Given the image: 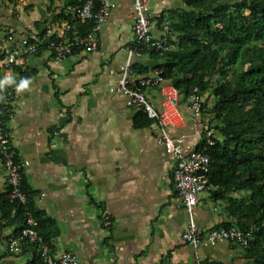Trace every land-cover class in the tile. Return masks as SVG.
Segmentation results:
<instances>
[{"label":"crops","instance_id":"obj_1","mask_svg":"<svg viewBox=\"0 0 264 264\" xmlns=\"http://www.w3.org/2000/svg\"><path fill=\"white\" fill-rule=\"evenodd\" d=\"M148 3L154 11L177 8L173 0ZM58 6V0L46 9L38 3L20 8L18 17L12 9L1 11L0 47L7 33L36 37L44 27L61 25L55 16L62 9ZM134 21L133 0H115L97 50L57 60L47 48L25 56L20 65L0 66V83L14 91L6 121L12 147L36 191L35 205L57 222L54 253L74 252L81 264H249L246 250L232 241L195 251L182 238L188 214L158 125L152 120L137 127L139 110L115 90L127 49L135 44ZM162 62L150 53H134L132 64L150 69L133 74H151ZM146 93L161 109L159 88ZM180 110L185 123L170 132L185 135L186 144L196 148L202 133L188 101L181 100ZM8 187L0 171V193ZM225 207L206 190L196 207L198 225L208 230L230 221ZM11 234L9 226L2 230L0 264H27L32 250L11 252Z\"/></svg>","mask_w":264,"mask_h":264},{"label":"trees","instance_id":"obj_2","mask_svg":"<svg viewBox=\"0 0 264 264\" xmlns=\"http://www.w3.org/2000/svg\"><path fill=\"white\" fill-rule=\"evenodd\" d=\"M87 1L65 0L61 11L55 15L58 21L74 25L77 34L70 33L72 39L77 35L85 36L94 25L90 20L75 19L72 12L73 7ZM93 1L97 10L101 0ZM182 1L183 6L163 12L173 21L175 48L161 52L139 46L138 51L163 61L156 68L180 90L182 101H189L195 88H199L203 96L209 94L204 100V113L209 115L206 118L209 127L217 134L216 144L209 148V189L213 200L226 203L230 218L218 227L236 225L244 231H252L245 249L246 258L249 264H264V0ZM42 24L36 22L38 26ZM47 29L44 27L38 38H42ZM47 48L51 49L50 40L41 43L38 53ZM80 51L83 47L74 48V53ZM149 69L132 64V70L140 74ZM1 85L4 92H14ZM6 103V98H0V106ZM8 119V114L2 116L6 130ZM150 121L152 119L139 110L135 125L143 126ZM204 145L201 141L196 149ZM21 189L26 195L25 203L12 199L10 185L0 193V239L2 230L8 226L13 228V234L7 236L9 243L20 235L32 213L38 221L40 235L54 252L52 239L59 234L57 222L35 205L36 191L23 169ZM25 248L33 252L27 264H45L36 245L26 243L21 250Z\"/></svg>","mask_w":264,"mask_h":264},{"label":"built area","instance_id":"obj_3","mask_svg":"<svg viewBox=\"0 0 264 264\" xmlns=\"http://www.w3.org/2000/svg\"><path fill=\"white\" fill-rule=\"evenodd\" d=\"M115 0H101L100 7L96 10L95 2L88 0L82 5L72 8L75 19L93 21L94 25L85 36L71 38L74 25L65 21L61 25L48 27L42 38L18 35L14 32L7 33L0 47V66L12 67L20 65L27 55H36L40 45L45 40H50V47L57 60H63L74 54L75 47H83V51L90 53L100 45V33L109 20ZM135 21L133 25L135 46L129 47V58L120 67L121 78L115 90L126 95L129 107L142 110L149 118L154 120L159 129V141L172 156V174L178 197L182 200L188 214V225L182 238L187 245L198 251L201 247H208L220 240H228L239 244L244 249L249 246L252 231H244L236 225L229 227L220 226L208 230L202 229L196 220V207L200 195L209 189V172L211 156L209 148L216 144L217 134L209 127L204 113V96L199 88H195L189 98V107L197 121V127L202 133L205 145L202 149L187 145L185 135L174 136L170 129L184 125V117L180 106L182 95L180 90L162 76V70L156 69L153 73L143 76H134L132 70V57L139 46L156 51H169L175 48V32L170 16L161 11H154L148 0H133ZM159 30L157 35L155 32ZM54 38V39H53ZM112 73L114 71H111ZM6 85L2 84L4 88ZM157 87L162 96V108H156L148 98L146 90ZM14 92L0 89V98H6L7 103L0 106V171L7 175L8 183L12 187V199L26 202V195L21 189L23 165L17 160L16 152L12 147L10 134L5 129L2 116L10 111V103ZM38 221L29 213L26 226L20 235L13 238L9 248L14 253H19L26 243L36 245L38 253L45 264H81L79 256L70 251L56 255L51 251L49 243L38 231ZM196 264H203L198 261Z\"/></svg>","mask_w":264,"mask_h":264},{"label":"rangeland","instance_id":"obj_4","mask_svg":"<svg viewBox=\"0 0 264 264\" xmlns=\"http://www.w3.org/2000/svg\"><path fill=\"white\" fill-rule=\"evenodd\" d=\"M59 1V8H62L63 7V3L64 1L63 0H58ZM226 1H237V0H226ZM41 4L42 7H44L45 9L51 5L52 7L54 5H56L57 3V0H53V2H51V0H16V2L14 4H10L8 3L6 0H0V16L4 14L1 13V11H5V9H12L14 10L15 12H13V15L17 16L18 17V14H20V8L23 10V11H26V10H29L33 5L35 4ZM173 6L175 7H181L183 6V1L182 0H173ZM209 94L205 95L204 96V100H207ZM212 102V100L210 99V103Z\"/></svg>","mask_w":264,"mask_h":264}]
</instances>
